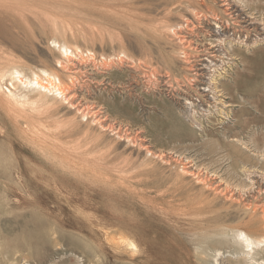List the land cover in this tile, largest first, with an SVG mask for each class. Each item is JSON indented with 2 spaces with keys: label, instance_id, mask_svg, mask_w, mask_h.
<instances>
[{
  "label": "rangeland",
  "instance_id": "374dc122",
  "mask_svg": "<svg viewBox=\"0 0 264 264\" xmlns=\"http://www.w3.org/2000/svg\"><path fill=\"white\" fill-rule=\"evenodd\" d=\"M231 2L264 24V0ZM194 9L223 10L221 0H0V264H264V41L236 48L216 107L187 111L177 86L193 82L170 28ZM44 73L74 91L79 114L36 87L35 77L51 88ZM240 231L261 244H241Z\"/></svg>",
  "mask_w": 264,
  "mask_h": 264
},
{
  "label": "bare ground",
  "instance_id": "6f19581e",
  "mask_svg": "<svg viewBox=\"0 0 264 264\" xmlns=\"http://www.w3.org/2000/svg\"><path fill=\"white\" fill-rule=\"evenodd\" d=\"M236 2V1H235ZM222 3V12L221 14L208 12L205 10H197L194 9L192 13L185 17L182 20H179L177 23H175L171 28V36L173 39V42L176 46V52L179 62L188 72L187 80L186 82H193L190 84L189 87H184V85H179V91L182 92V94H185V98L181 99V102L185 103L188 102V100H191L193 103H196V100L198 99V103L196 106L199 108L202 107H216L218 103L213 102L216 98H222L223 93L218 87V81L222 76H226L228 72L230 73L231 69L234 67V63L238 62L237 57L235 55L236 48H247L251 46H255L260 44L262 41H264V24L263 22L259 26L256 25L254 20L248 15L245 14V12L240 9V7H237L236 5H233L231 0H221ZM235 4V3H234ZM203 5V4H202ZM239 6V3H238ZM256 18V17H255ZM256 21V20H255ZM64 44V43H63ZM68 44V43H67ZM74 44V43H73ZM72 44V45H73ZM81 45V43H79ZM59 45V44H58ZM69 46V45H68ZM64 50L66 52V48L62 47L61 51ZM81 51V50H80ZM63 52L64 54H66ZM60 53V52H59ZM68 53V52H67ZM86 53V52H85ZM93 53V52H92ZM74 55V54H73ZM80 55V54H79ZM82 56V55H81ZM90 56V55H88ZM102 56V55H101ZM75 57V56H74ZM94 57V55H92ZM104 57V55H103ZM119 57V55H118ZM125 57V56H124ZM67 58V57H66ZM73 58V57H72ZM86 58V57H85ZM89 58V57H88ZM106 58V57H105ZM109 58V57H108ZM111 58V57H110ZM115 58V55H114ZM126 58V57H125ZM87 59V58H86ZM92 60V58H90ZM101 59V58H100ZM116 59V58H115ZM241 59V58H240ZM59 60V59H58ZM67 60V59H66ZM69 60V58H68ZM82 60V59H81ZM95 60V59H93ZM105 59L103 58V61ZM123 60V59H122ZM121 60V61H122ZM132 60V59H131ZM85 61V60H84ZM102 61V62H103ZM108 61V60H107ZM111 61V60H109ZM108 61V62H109ZM120 61V59H119ZM67 62V61H66ZM74 62V61H73ZM113 62V61H112ZM125 62V61H124ZM141 62V61H140ZM69 63V61H68ZM84 63V62H83ZM86 63V62H85ZM90 63V62H89ZM104 63V62H103ZM133 63V61H132ZM131 62L130 64H127V68L134 70L136 69L140 75V78H145V76L150 75L151 70L148 71L147 65L146 68L140 66H135ZM9 64V63H8ZM59 64V63H58ZM91 64V63H90ZM118 64V63H117ZM121 63H119L120 65ZM125 64V63H124ZM11 65V64H10ZM76 66L75 64H70L69 66ZM93 65V64H91ZM106 64H104L105 66ZM108 65V64H107ZM115 65V64H114ZM113 65V66H114ZM59 66L63 68L66 73L69 80H72V76L77 71L76 70H70V68ZM79 66V64H78ZM101 66V64H99ZM145 66V64H144ZM90 67V65H89ZM102 67V66H101ZM100 67V68H101ZM69 68V69H68ZM73 68V67H72ZM79 68V67H78ZM77 68V69H78ZM99 68V67H98ZM107 68V67H106ZM75 69V68H74ZM85 70V67L83 68ZM151 69V68H150ZM155 69V68H153ZM16 70V69H15ZM80 70V69H79ZM135 70V71H136ZM87 71V69H86ZM82 72V71H81ZM150 72V73H149ZM161 73V72H160ZM6 74V73H5ZM135 74V73H134ZM154 74V73H153ZM158 74V73H157ZM165 74V73H164ZM16 75V74H15ZM48 80V85L51 88H47L42 86L39 82L40 79L33 80L37 88H41L46 92L51 93L50 89H54L56 93H58L60 96H63L66 103L69 104V109L77 111V113H80V110L75 108V104L72 105V99H74L75 94L69 93L70 89L64 83L59 79V77H51L49 74L44 73ZM138 75V74H137ZM163 75V74H162ZM161 75V77H162ZM54 76V75H53ZM83 76V74H82ZM87 76V75H86ZM155 76V75H154ZM160 76V75H158ZM153 77V75L151 76ZM156 77V76H155ZM154 77V78H155ZM170 77V76H169ZM18 78V77H17ZM75 78V77H74ZM73 78V79H74ZM84 78V77H82ZM89 78V77H88ZM150 78V77H149ZM223 78V77H222ZM76 79V78H75ZM139 79V78H138ZM151 79V78H150ZM157 79V78H156ZM165 80H162V85L166 86L169 79L164 78ZM23 80V79H22ZM22 80H18L20 83H23ZM77 80V79H76ZM140 80V79H139ZM145 80V79H144ZM142 80V84L144 83ZM148 80V78H147ZM155 80V79H154ZM150 81V80H148ZM152 81V80H151ZM175 81V80H174ZM66 82V81H65ZM139 82V81H138ZM158 82V81H156ZM179 82V81H178ZM26 83V85L30 84L31 82L24 81L23 85ZM79 83V82H78ZM86 83V82H85ZM154 83V82H153ZM171 83V82H170ZM77 84V83H76ZM84 84V82H83ZM82 84V85H83ZM140 84V83H139ZM146 84V83H145ZM144 84V85H145ZM148 84V82H147ZM177 84V83H176ZM159 85V84H157ZM173 85V84H172ZM178 85V84H177ZM76 86V85H74ZM78 86V85H77ZM168 86V85H167ZM166 86V87H167ZM186 86V85H185ZM34 87V86H32ZM144 87V86H143ZM146 87V86H145ZM148 87V86H147ZM146 87V88H147ZM158 87V86H157ZM74 88V87H73ZM159 88V87H158ZM144 89V88H143ZM167 89V88H166ZM8 90V88H7ZM75 90V89H74ZM165 90V89H164ZM176 90V89H175ZM193 91L191 93H195L193 95H189L188 91ZM1 91V90H0ZM166 91V90H165ZM178 91V93H179ZM76 92V91H75ZM55 93V94H56ZM8 94L10 96H15V94L12 93V91H8ZM23 94V93H22ZM175 95V94H174ZM179 95V94H178ZM57 96V95H56ZM77 96V95H76ZM45 97V96H44ZM182 97V96H181ZM210 97L211 101L208 99ZM61 98V97H60ZM177 98H179L177 96ZM76 100V99H75ZM49 101V99H48ZM212 103L214 105H212ZM83 105V104H82ZM86 104H84L85 106ZM225 105V104H224ZM55 106V105H54ZM78 106V105H77ZM81 107V106H80ZM189 107H194L189 104ZM224 107V106H223ZM228 106H225L227 108ZM84 108V107H81ZM80 108V109H81ZM87 108V107H86ZM87 110V109H86ZM93 110V109H92ZM56 111V110H55ZM95 111V110H94ZM188 111V110H187ZM63 112V111H62ZM72 112V111H70ZM88 112V110H87ZM97 112V111H95ZM94 112V113H95ZM100 112V111H98ZM52 113V112H51ZM65 113V111H64ZM63 113V114H64ZM76 113V112H75ZM76 113V115H77ZM102 113V112H101ZM195 113V112H194ZM58 114V113H57ZM56 114V115H57ZM61 114V113H60ZM89 114V112H88ZM91 114V113H90ZM190 114V113H189ZM81 115V114H80ZM87 115V114H86ZM97 115V114H96ZM100 115V114H99ZM85 116V114H84ZM101 116V115H100ZM72 117V116H71ZM80 117V116H79ZM86 118V117H85ZM90 119V118H89ZM88 119V120H89ZM93 119V118H92ZM100 119V118H98ZM74 120V119H73ZM85 120V119H84ZM95 120V119H94ZM102 121V120H100ZM75 124V122H73ZM95 122H93L94 124ZM25 124V123H24ZM96 124V123H95ZM101 124V123H100ZM34 125V124H33ZM105 125V124H104ZM107 125V124H106ZM36 126V125H35ZM48 126V125H47ZM73 126V125H72ZM109 126V125H108ZM111 126V125H110ZM51 128V127H50ZM101 131H106V127L99 126ZM28 129V128H27ZM78 129V128H76ZM109 129V128H108ZM33 130V129H32ZM24 131V130H23ZM83 131V130H82ZM85 131V130H84ZM112 132V131H111ZM122 133V132H121ZM92 135V134H91ZM116 138L120 140H124L125 138L118 137L117 130L112 134ZM54 136V135H53ZM126 136V135H125ZM107 137V136H106ZM130 138V137H129ZM137 138V137H136ZM131 139H125V141H129ZM136 140V139H135ZM141 140V139H140ZM132 141V140H131ZM134 141V140H133ZM144 141V139H143ZM136 142V141H135ZM137 143V142H136ZM135 143V144H136ZM134 144V145H135ZM137 145V144H136ZM140 149L144 151L146 149V145L140 146ZM148 150V149H147ZM151 152V151H150ZM153 154V153H152ZM154 156V154H153ZM160 156V154H159ZM155 157V156H154ZM158 158V155H157ZM159 159V158H158ZM189 165V164H188ZM183 166V165H182ZM188 167V166H187ZM181 173L185 176H191L193 175L192 171L190 172L187 168L181 170ZM255 172H253V175ZM257 173V172H256ZM262 173V172H261ZM247 174V173H246ZM252 174V172H251ZM196 175V174H195ZM261 175V174H260ZM245 176V175H244ZM256 177V176H255ZM264 177V176H263ZM198 179V178H197ZM200 179V178H199ZM204 179V178H203ZM256 179V178H255ZM248 182V179H246ZM251 180V179H250ZM260 180V179H259ZM205 181V180H204ZM203 181V182H204ZM253 181H256L253 179ZM258 181V180H257ZM252 182V181H251ZM260 182V181H259ZM197 183H201V179L197 180ZM262 183V182H261ZM250 184V183H249ZM260 184V183H259ZM245 185V184H244ZM251 185V184H250ZM254 185V184H253ZM256 185V184H255ZM263 185V184H262ZM208 187V185H207ZM211 187V186H210ZM209 187V188H210ZM242 187V186H241ZM259 187V186H258ZM220 188V187H219ZM225 188V187H224ZM243 188V187H242ZM246 188V187H245ZM248 188V187H247ZM223 190V189H222ZM221 191V190H220ZM225 191V190H224ZM231 191V189L229 190ZM234 191V189H233ZM253 191V190H252ZM237 192V191H236ZM217 193V192H216ZM226 193V192H225ZM240 193V192H238ZM255 193V192H253ZM224 194V193H223ZM234 195V193H233ZM236 196V195H234ZM239 198V197H238ZM237 198V199H238ZM242 198V197H241ZM248 198V197H247ZM225 199V198H224ZM235 199V200H237ZM222 200V199H221ZM251 200V199H250ZM263 200H261V203ZM248 202H246L247 204ZM260 203V204H261ZM259 204V206H260ZM255 205V204H254ZM261 208V207H260ZM254 209V208H253ZM263 212V211H262ZM264 215V214H263ZM264 217V216H263ZM236 235V234H235ZM239 241L241 244L246 245V247H252L253 245L259 246L261 242L254 241L246 232L240 231L237 234ZM262 243H264V240L262 239ZM240 256V255H239ZM237 261V260H236ZM239 263V261H237ZM245 263V262H244Z\"/></svg>",
  "mask_w": 264,
  "mask_h": 264
},
{
  "label": "built area",
  "instance_id": "2783aa9c",
  "mask_svg": "<svg viewBox=\"0 0 264 264\" xmlns=\"http://www.w3.org/2000/svg\"><path fill=\"white\" fill-rule=\"evenodd\" d=\"M194 100H196V103H193L191 100H188V102H186L187 105H185V103H183L185 109L190 110L192 113H193L194 110H196V109H197L198 111H204V107L199 108L198 106H196V104H199V103H198V99H194ZM189 104H191V106H194L195 109H192L191 107H189ZM207 109H208V107H207Z\"/></svg>",
  "mask_w": 264,
  "mask_h": 264
}]
</instances>
